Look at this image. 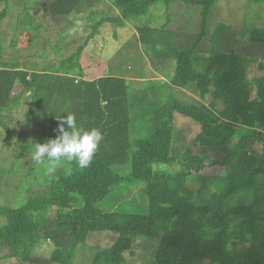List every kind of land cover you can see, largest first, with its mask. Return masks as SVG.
Masks as SVG:
<instances>
[{
	"label": "trees",
	"instance_id": "16d2710c",
	"mask_svg": "<svg viewBox=\"0 0 264 264\" xmlns=\"http://www.w3.org/2000/svg\"><path fill=\"white\" fill-rule=\"evenodd\" d=\"M219 1L113 0L118 14L96 21L87 40L58 66L24 68L22 59L8 65L0 61V114L28 100L25 124L38 130L33 143L55 139L62 123L58 117L69 113L80 127L97 128L104 137L89 167L64 163L52 174L45 194L29 197L18 207L0 205V216L6 219L0 228V249L8 251L7 259L30 264L35 247L45 239L55 246L52 256L57 264H73L77 249L91 233L110 231L119 234L116 242L98 250L93 264H127L125 253L136 237L160 239L154 264H264V225L260 223L264 215V77L255 89L248 80L246 60L235 51L212 49L209 56L199 54L209 16ZM249 2L264 5V0ZM103 3L54 0L49 10L53 16L89 11L94 17ZM173 3L201 8L200 31L192 47L176 45L181 43L170 26ZM158 4L166 8V21L159 26L151 14ZM24 12L31 24L30 9L24 7ZM110 23L117 28L134 24L147 58L152 62L174 59V75L166 82L146 79L138 88L124 77L86 79L82 55ZM246 30L253 43L264 47V28L247 26ZM190 86L196 87L200 100L174 94ZM163 91L170 95L158 106ZM208 97L214 102L207 104ZM176 114L200 125L199 134L179 159L173 154ZM148 119L150 135L135 137L138 125H146ZM13 131L7 127L8 134ZM236 138L240 142L231 147ZM253 139L263 144L261 157L246 147ZM130 160L128 180L146 185L148 214L101 211L98 204L124 181L112 167ZM176 163L181 165L176 173L155 168ZM39 166L31 160L30 171ZM191 176L202 182L198 191L188 182ZM209 187L211 197L204 200L199 192ZM241 195H251V202L235 204Z\"/></svg>",
	"mask_w": 264,
	"mask_h": 264
},
{
	"label": "rangeland",
	"instance_id": "374dc122",
	"mask_svg": "<svg viewBox=\"0 0 264 264\" xmlns=\"http://www.w3.org/2000/svg\"><path fill=\"white\" fill-rule=\"evenodd\" d=\"M53 1L0 2V61L8 65L17 59H22L24 68H30L32 65L41 69L58 66L63 59L69 57L87 40L93 32L96 21L118 14L110 5L113 0H107L95 9L94 17L90 16L89 11L72 16H53L49 10V5ZM24 7L30 9L31 24L28 22ZM2 13H4L3 18ZM151 14L154 15V25L159 26L165 23L164 5L158 4L153 7ZM169 14L172 16L170 26L178 34L176 38L181 43H177V47H192L200 31L201 8L173 3ZM247 26L264 28L263 4H253L249 0L219 1L211 11L207 36L201 42L198 52L201 56H209L212 49L221 53L232 51L239 53L247 62L249 83L256 89L257 83L264 77V47L250 40L247 35ZM81 63L86 79L107 75L124 77L135 88L141 87L142 81L146 79H161L166 82L175 73L174 59L152 62L147 58L137 40L134 24L131 23L125 28H117L111 23L105 24L85 49ZM161 83L164 84V82ZM174 94L184 100H200L195 86L174 90ZM169 95L170 93L165 91L160 92L158 106L164 104ZM149 98L153 99L154 95H150ZM206 102L211 104L214 100L208 97ZM216 104L219 109L223 108L222 103ZM28 106L29 101L25 99L18 108H11L0 114V205L18 207L29 197L43 195L49 190L52 174H46L43 166L31 171L29 168L30 150L38 136V130L36 127L25 124ZM138 126L139 130L135 137L146 138L150 135V119L146 125ZM7 127L13 128L14 131L8 134ZM199 132L200 125L194 120L180 114L175 115L173 154L177 159L186 152ZM239 142L236 138L230 146L234 147ZM246 147L254 150L257 156H262L263 144L260 140H249ZM133 152L134 147L130 150L131 157ZM60 167L64 168V165ZM155 168L176 173L181 170V165L179 163L174 166L156 164ZM112 170L124 181L98 204V208L105 213L147 215L149 202L144 194L146 185L128 180L132 171L131 160L123 166L114 165ZM188 182L197 191L202 185L198 178L192 176L188 178ZM212 190L213 188L209 187L204 193L199 192L200 197L204 200L210 199ZM250 202L251 195H241L234 200L235 204ZM74 206L80 207L78 204ZM262 210H264L263 206ZM54 214L52 213L51 216ZM260 223L264 225V215L260 218ZM5 224L6 219L0 216V228ZM118 236L119 234L110 231L91 233L86 243L77 249L73 264H93L95 253L111 247ZM159 242V238H134L131 250L125 253L127 264H154L155 251ZM54 250L55 246L51 241L40 240L35 247L30 264H57L52 256ZM7 255V250L0 249V264H25L19 259H7Z\"/></svg>",
	"mask_w": 264,
	"mask_h": 264
},
{
	"label": "clouds",
	"instance_id": "9594fccd",
	"mask_svg": "<svg viewBox=\"0 0 264 264\" xmlns=\"http://www.w3.org/2000/svg\"><path fill=\"white\" fill-rule=\"evenodd\" d=\"M58 119L62 123L55 139L32 144V162L43 166L48 175L54 174L64 163L75 164L80 169L89 167L104 139L102 132L97 128L86 130L80 127L71 113Z\"/></svg>",
	"mask_w": 264,
	"mask_h": 264
},
{
	"label": "crops",
	"instance_id": "0c3cea01",
	"mask_svg": "<svg viewBox=\"0 0 264 264\" xmlns=\"http://www.w3.org/2000/svg\"><path fill=\"white\" fill-rule=\"evenodd\" d=\"M106 2H107V0H105ZM108 2H110V1H108ZM104 4V3H103ZM112 7H113V5H112V3L110 4ZM115 9V8H114ZM115 11H116V13H117V10L115 9ZM128 24H130V23H128ZM135 28V27H134ZM135 33H136V36H137V40H138V42H139V35H138V33H137V30L135 29ZM107 76H112V75H107ZM95 78H98V77H95ZM95 78H93V79H95Z\"/></svg>",
	"mask_w": 264,
	"mask_h": 264
}]
</instances>
